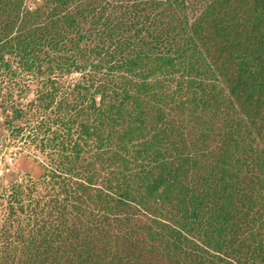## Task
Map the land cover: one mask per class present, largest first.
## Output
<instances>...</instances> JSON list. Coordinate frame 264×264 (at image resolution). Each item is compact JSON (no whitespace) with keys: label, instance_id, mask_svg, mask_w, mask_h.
Listing matches in <instances>:
<instances>
[{"label":"rangeland","instance_id":"1","mask_svg":"<svg viewBox=\"0 0 264 264\" xmlns=\"http://www.w3.org/2000/svg\"><path fill=\"white\" fill-rule=\"evenodd\" d=\"M14 1H21L18 10L11 11L5 5L6 1L0 9V137L15 154L12 170L0 178V264H218L219 255L212 250V258L205 261L197 247L186 255L183 254L188 250L185 245L183 249L170 248V238L177 235L163 225L179 229L168 220L182 222L172 214L178 186H160L154 190L161 172L171 169L152 162L158 152L152 146L155 143L152 139L154 125L147 121L146 129H134L136 134L126 132V142L121 144L126 126L111 134L106 117L114 113L122 118L126 112L135 113L134 107L119 104V98L118 102L112 100L115 105L122 106L117 109L119 113L108 106L102 108V98L93 95L94 92L87 95L81 89L85 73H67L59 69L52 73L48 70V58L63 60L67 56V53L62 54L63 51L49 57L45 51L37 53L40 58L35 60V65L33 54L28 53L30 58L27 59L22 57L19 52L31 47L22 51L18 47L34 40L40 23L25 17V13L37 7L47 12L50 9L44 7L46 0ZM94 1H86L84 5ZM74 8L71 6L73 12ZM90 24L88 21L83 26L86 32H90ZM163 28L160 26L157 31ZM97 40L93 37L92 43H100ZM90 45L83 41L80 47L86 49ZM164 50L174 59L169 48L164 47ZM187 55L188 52L183 54L185 58ZM89 58L91 66L95 58L90 55ZM146 63L141 61L140 68ZM98 72L106 73L105 70ZM146 72L138 79L116 70L112 85L107 89L112 91L115 87L119 93L129 83L137 89ZM88 73L95 75L89 67ZM49 79L56 83L55 88ZM153 80L156 93V79L151 78L148 82ZM222 89L224 86L218 85L215 100L206 106L172 115L171 119L179 127L178 135L172 139L183 148L187 146L198 157H202L208 146L224 149L226 162L223 167L226 169L222 173L225 170L223 184L226 191L222 203L231 213L239 209L236 219L227 217L224 225L226 248L231 251L240 247L242 253L238 258L242 264H264V135H254L257 139L253 141L246 137L238 139L228 129L224 130L226 113L233 111L225 104ZM93 99L95 105H92ZM154 101H143L150 104L145 105L144 110L156 105ZM260 113L258 127L264 125V106ZM84 126L90 129L92 138L89 141L84 137ZM221 131V136L217 137ZM99 137L106 144L102 149L97 146ZM138 139L146 144L137 145ZM236 140L240 145L257 146L259 154L245 150L236 153ZM170 141L171 138L167 144ZM126 143L124 150L114 148ZM167 144H162L159 150L165 156L169 154L164 146ZM238 157L241 164L234 160ZM199 160L196 166L184 165V168H173V172L184 184L205 186L203 178L208 175V170L204 168V159ZM138 168H145L140 176L136 174ZM186 168L191 171L185 178ZM117 169L124 174L121 180L112 175ZM108 179H112V186L120 181L127 186L130 196L142 203L143 211L138 213L131 205L118 204L116 191L110 190L106 183ZM207 179L208 176L206 183ZM220 191L209 197L207 211L211 212V199ZM158 195L164 198L155 200ZM166 196L170 198L167 200ZM234 223L237 226L234 227ZM190 227H193L191 236H194L189 237L191 247L195 243L208 251L203 235L205 229L198 225ZM160 234H167L166 239ZM75 252L79 253L78 257H70ZM228 261L236 264L229 258Z\"/></svg>","mask_w":264,"mask_h":264},{"label":"trees","instance_id":"2","mask_svg":"<svg viewBox=\"0 0 264 264\" xmlns=\"http://www.w3.org/2000/svg\"><path fill=\"white\" fill-rule=\"evenodd\" d=\"M5 1V5L13 12L20 7L21 1L0 0V9ZM86 1L91 0H81L79 4L78 0H46L44 7L49 8L50 12L41 9L42 7L27 11L25 17L40 22L36 27L39 33L34 34V40L30 44L18 47L21 51L30 47L31 49L19 53L26 59L30 58L28 53L33 54L35 65V60L40 58L37 53L45 51L49 57L50 54L52 56L58 51H63L62 54L67 53L63 60L48 58V70L52 73L58 69L67 73H85L81 79L84 82L81 89L87 95L94 92L93 95L102 98V108L108 106L110 110H117L122 106L115 105L112 100L118 102L119 98V104L134 107L135 113L126 112L128 116L124 114L121 118L110 113L106 117L111 134L126 126L121 144L126 142V132L136 134L134 129H146L147 121H150L154 125L152 139L155 143L152 146L158 149L152 162L171 168L161 172L155 181L154 190L160 186H178L175 197L177 203L172 214L182 222H176L172 218L168 220L177 224L179 229L163 225L177 235L170 238V248L183 249L185 245L188 250L183 254L186 255L193 253L192 249L197 247L205 261L212 258V250L219 255L218 264H233L228 258L236 264H242L238 258L242 253L241 248L235 247L231 251L226 248L224 225L227 223V217L236 219L239 209L231 213L227 205L222 203L226 191L223 184L225 170L222 173V170L226 169L223 167L224 149L208 146L204 149L202 157H198L187 146L181 147L172 139L178 135L176 133L179 127H176V121L171 117L177 112L184 114L202 105L206 106L215 100L218 85H223L222 96L225 104L233 111L232 114L226 113L224 130L228 129L229 133L238 136V139L246 137L253 141L257 139L253 138L254 135H264V125L257 126L261 117L260 108L264 106V0H95L84 5ZM71 6L75 7L74 12ZM98 6H101L100 10ZM88 21L91 22L90 32L83 29ZM160 26L164 28L157 31ZM93 37H97L100 43H92ZM83 41L91 45L81 49L80 44ZM10 46L12 49V44ZM164 47L170 49L174 59L168 56L169 53ZM185 52H188L186 58L183 56ZM89 55L95 58L91 66ZM141 61H147L142 68L139 66ZM147 66L151 68L146 69ZM88 67L95 75L86 74ZM103 70L106 73L98 72ZM116 70L135 78L143 75L145 70L147 72L140 78L142 84L137 89L129 83L128 87L118 93L115 87L112 91L107 89L112 85L111 80ZM151 78L156 79V93L154 80L148 82ZM49 83L53 88L56 87L52 79H49ZM147 99L155 100L156 105L145 111L144 106H150L149 102L143 103ZM95 104L93 99L92 105ZM166 109L167 114L164 113ZM84 130V137L87 141L91 140L90 129L84 126ZM221 133L222 131L217 137H220ZM128 136L133 137V134ZM84 137L80 139L84 140ZM170 138L171 141L167 144ZM96 141L100 149L106 145L102 137ZM142 144L146 142L142 143L141 139H138L137 145ZM162 144H167L164 145L165 150L169 152L167 156L159 151ZM234 144L237 146L236 153L242 150L257 154L260 152L257 146H245V143L240 145L238 140ZM120 145L114 148L124 150L127 143ZM186 151L189 152L186 154ZM199 158L204 159L208 182H205V176V186L184 184L183 179L173 172V168H184V165L188 164L196 166ZM234 160L242 163L240 157ZM138 169L136 174L140 176L145 168ZM190 171V168L185 169V178ZM113 174L117 180L119 177L121 180L124 175L119 169L112 172ZM120 182L114 186L111 184L112 179L106 182L110 190L116 191V202L131 205L136 212H142V203L131 197L127 186L124 187ZM215 191L220 192L211 199L213 206L210 212L209 209L207 211L209 197ZM159 198L164 196L158 195L155 200ZM169 198L166 196L167 200ZM153 221L159 222L156 219ZM191 225L205 229L203 235L208 243V251L195 243L191 247L189 237L194 227L191 228ZM235 226L237 223H234ZM160 236L166 239L167 234ZM78 254L72 253L70 257L77 258Z\"/></svg>","mask_w":264,"mask_h":264},{"label":"built area","instance_id":"3","mask_svg":"<svg viewBox=\"0 0 264 264\" xmlns=\"http://www.w3.org/2000/svg\"><path fill=\"white\" fill-rule=\"evenodd\" d=\"M5 144L0 137V178L7 176L15 164V154Z\"/></svg>","mask_w":264,"mask_h":264}]
</instances>
